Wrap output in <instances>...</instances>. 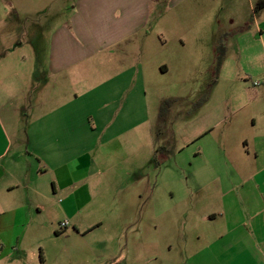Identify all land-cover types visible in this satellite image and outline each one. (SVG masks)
Segmentation results:
<instances>
[{"label": "rangeland", "instance_id": "obj_1", "mask_svg": "<svg viewBox=\"0 0 264 264\" xmlns=\"http://www.w3.org/2000/svg\"><path fill=\"white\" fill-rule=\"evenodd\" d=\"M49 3L36 0L22 7L38 15L61 9V2L50 8ZM190 3H160L136 42L143 47L137 56L143 64L146 109L123 119L129 124L136 117L142 120L139 126L72 135L71 155H80L75 164L79 172H73L80 203L75 222L102 224V229L84 239H65L71 227L60 234L63 238H55V229L67 221L60 210L61 195L57 207L37 218L49 224L26 226L27 238L34 235L36 245L14 251L0 264H80L94 253L98 257L89 264H100L103 243L117 236L116 226L127 233L123 240L129 256L122 264H186L188 253L202 249L198 238L209 229L203 195L218 189L217 182L210 184L217 166L211 158H221L224 151L237 158L240 147L253 138L264 144V0ZM47 39L48 34L40 44L46 45ZM114 56L116 62L123 60L120 50ZM89 112L96 110L82 104L81 119ZM58 164L49 158L50 169ZM219 166L223 173L233 171ZM50 169L43 184L53 194L59 175ZM258 184L264 189V175Z\"/></svg>", "mask_w": 264, "mask_h": 264}, {"label": "crops", "instance_id": "obj_2", "mask_svg": "<svg viewBox=\"0 0 264 264\" xmlns=\"http://www.w3.org/2000/svg\"><path fill=\"white\" fill-rule=\"evenodd\" d=\"M35 1L0 0V263L14 251L36 245L34 235L27 238L26 226L49 224L37 218L57 207L61 195L60 210L67 217L63 223L68 225L59 224L55 238H63L60 234L71 227L65 239H84L102 229V224L75 222L80 203L73 172H79L75 164L80 155H71L72 135L139 126L142 120L136 117L129 124L123 119L146 109L143 64L137 56L143 47L136 42L160 3L192 5V0H50L47 7L61 2V9L41 15L23 9ZM46 34L43 46L40 40ZM118 50L120 62L113 60ZM20 51L24 54L17 57ZM115 69L119 74L110 75ZM82 104L96 110L85 116L89 121L81 119ZM111 116L114 121L107 118ZM252 141L240 147L237 158L225 151L221 158H211L217 166L210 184L217 182L218 189L203 195L209 229L198 238L202 249L188 253L186 264H264V189L258 184L264 175V144ZM51 156L59 164L50 169ZM219 165L233 171L223 173ZM49 169L59 175L53 194L43 184ZM116 228L117 236L103 243L100 264H122L129 256L123 240L127 233L122 226ZM94 254L79 263L95 261Z\"/></svg>", "mask_w": 264, "mask_h": 264}, {"label": "built area", "instance_id": "obj_3", "mask_svg": "<svg viewBox=\"0 0 264 264\" xmlns=\"http://www.w3.org/2000/svg\"><path fill=\"white\" fill-rule=\"evenodd\" d=\"M67 225H68L67 223H63V224L61 225V227H62V228H65Z\"/></svg>", "mask_w": 264, "mask_h": 264}, {"label": "trees", "instance_id": "obj_4", "mask_svg": "<svg viewBox=\"0 0 264 264\" xmlns=\"http://www.w3.org/2000/svg\"><path fill=\"white\" fill-rule=\"evenodd\" d=\"M264 4V3H263ZM163 113H161L160 115H162Z\"/></svg>", "mask_w": 264, "mask_h": 264}]
</instances>
